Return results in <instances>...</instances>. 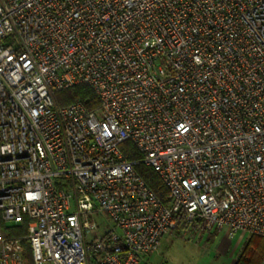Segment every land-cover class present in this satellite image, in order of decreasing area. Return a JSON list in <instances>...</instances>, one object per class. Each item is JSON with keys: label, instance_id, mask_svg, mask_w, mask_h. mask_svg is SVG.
<instances>
[{"label": "built area", "instance_id": "1", "mask_svg": "<svg viewBox=\"0 0 264 264\" xmlns=\"http://www.w3.org/2000/svg\"><path fill=\"white\" fill-rule=\"evenodd\" d=\"M181 224L264 239V0H0V264H148Z\"/></svg>", "mask_w": 264, "mask_h": 264}, {"label": "trees", "instance_id": "2", "mask_svg": "<svg viewBox=\"0 0 264 264\" xmlns=\"http://www.w3.org/2000/svg\"><path fill=\"white\" fill-rule=\"evenodd\" d=\"M56 105L59 107L68 106L74 102H82L85 104L88 110L95 111L99 107V100L97 96L87 86H76L66 91L57 92L54 96ZM124 154L129 161H137L141 159L139 153L135 150L131 143H125L122 146ZM136 171L141 178L146 182L148 187L156 194L159 200L164 205H169V191L163 184L158 174L150 167L139 165L136 167ZM30 220L24 216L23 221L17 225H3V236L6 239H18L25 237L28 234V226ZM178 233L188 232L185 225L181 224L177 229ZM205 234V233H204ZM218 232H211L209 235L212 239L218 236ZM24 246L28 253V264H33L31 260V251L29 243L25 242ZM264 263V239L251 236L243 244L240 250L235 264H263Z\"/></svg>", "mask_w": 264, "mask_h": 264}, {"label": "rangeland", "instance_id": "3", "mask_svg": "<svg viewBox=\"0 0 264 264\" xmlns=\"http://www.w3.org/2000/svg\"><path fill=\"white\" fill-rule=\"evenodd\" d=\"M94 220L101 226L102 233L108 225L105 218L95 214ZM244 239L249 238L240 235L230 238L225 232L215 239L209 233L175 232L163 240L160 252L153 255L148 264H235Z\"/></svg>", "mask_w": 264, "mask_h": 264}, {"label": "crops", "instance_id": "4", "mask_svg": "<svg viewBox=\"0 0 264 264\" xmlns=\"http://www.w3.org/2000/svg\"><path fill=\"white\" fill-rule=\"evenodd\" d=\"M244 237V236H243ZM245 238V237H244ZM246 242V240L244 239V243ZM238 257V256H237ZM236 262V261H235Z\"/></svg>", "mask_w": 264, "mask_h": 264}]
</instances>
